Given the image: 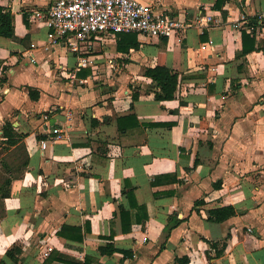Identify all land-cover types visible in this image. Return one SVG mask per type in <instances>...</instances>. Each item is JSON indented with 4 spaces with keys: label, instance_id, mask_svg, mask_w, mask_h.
<instances>
[{
    "label": "crops",
    "instance_id": "1",
    "mask_svg": "<svg viewBox=\"0 0 264 264\" xmlns=\"http://www.w3.org/2000/svg\"><path fill=\"white\" fill-rule=\"evenodd\" d=\"M54 1L0 0L14 32L0 36V264H264V0H142L215 22L122 33L137 34L129 51L118 34L93 38L97 74L29 18ZM159 64L179 75L173 100L145 76ZM227 206L233 217L208 219Z\"/></svg>",
    "mask_w": 264,
    "mask_h": 264
},
{
    "label": "built area",
    "instance_id": "2",
    "mask_svg": "<svg viewBox=\"0 0 264 264\" xmlns=\"http://www.w3.org/2000/svg\"><path fill=\"white\" fill-rule=\"evenodd\" d=\"M29 18L40 21L48 28L51 44H61L78 56V69L90 68L97 74V56L89 42L102 35L137 33L154 38H171L187 31L192 25L207 28L215 22L209 14L199 15L195 23L169 14L158 13L142 0H55L47 11L34 10ZM246 23L235 22L240 28ZM84 49H86L84 51ZM115 60H108L113 69ZM76 78V73L70 75ZM80 83L84 81L79 79ZM49 114H44L46 128L50 131V140H61L63 132L48 125ZM48 140L41 141V148L47 149Z\"/></svg>",
    "mask_w": 264,
    "mask_h": 264
},
{
    "label": "trees",
    "instance_id": "3",
    "mask_svg": "<svg viewBox=\"0 0 264 264\" xmlns=\"http://www.w3.org/2000/svg\"><path fill=\"white\" fill-rule=\"evenodd\" d=\"M223 0H219L222 3ZM220 7V5H219ZM256 23L252 19H248V25L254 26ZM0 36L13 38V24L12 16L9 12H5L3 8L0 7ZM118 49L121 51H129V49L139 48V43L137 41V34H118ZM255 38L251 36L246 31L243 32V55L254 51L256 49ZM145 76L150 78L159 89L155 94L156 100L159 101H170L175 98V93L179 83V75L173 70L169 69L163 64H159L156 67H148L145 70ZM31 97L32 94H31ZM136 98V96H135ZM3 137L6 139L8 146L16 145L21 139L24 138L22 135H18L14 132V127L10 122L6 123L3 128ZM11 180L7 181V184L10 185ZM200 201H197L198 205ZM236 214L235 209L232 206H227L223 208L213 209L208 211V219L213 222H223L233 217ZM170 229L168 230L169 233ZM62 235V233H61ZM103 253H113V249L104 248ZM85 264H90L88 263Z\"/></svg>",
    "mask_w": 264,
    "mask_h": 264
},
{
    "label": "rangeland",
    "instance_id": "4",
    "mask_svg": "<svg viewBox=\"0 0 264 264\" xmlns=\"http://www.w3.org/2000/svg\"><path fill=\"white\" fill-rule=\"evenodd\" d=\"M4 150L6 151H9V147L6 145L5 147H4ZM1 153H2V151H1ZM3 154V153H2ZM2 154H1V156H2ZM23 157H24V155L22 154V153H19V156H18V163H21L22 162V160H23ZM8 158V160L9 161H11L12 159H13V156H11V154L7 157ZM2 170V169H1ZM1 172V171H0ZM1 175H2V173H0ZM2 180H4V179H2Z\"/></svg>",
    "mask_w": 264,
    "mask_h": 264
}]
</instances>
